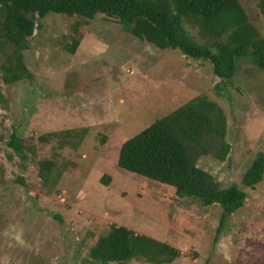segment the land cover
Returning <instances> with one entry per match:
<instances>
[{"label": "rangeland", "instance_id": "1", "mask_svg": "<svg viewBox=\"0 0 264 264\" xmlns=\"http://www.w3.org/2000/svg\"><path fill=\"white\" fill-rule=\"evenodd\" d=\"M239 3L264 37L258 0ZM83 20L48 13L23 51L31 77L6 84L0 71V264H88L113 225L177 248L167 264H264V178L242 184L264 152V69L243 58L232 80L221 79L208 61L159 49L101 14L71 51ZM196 96L222 109L230 144L224 161L203 156L197 165L246 193L222 222L220 206L117 165L124 141ZM12 133L23 156L8 145ZM44 160L53 164L47 182Z\"/></svg>", "mask_w": 264, "mask_h": 264}, {"label": "trees", "instance_id": "2", "mask_svg": "<svg viewBox=\"0 0 264 264\" xmlns=\"http://www.w3.org/2000/svg\"><path fill=\"white\" fill-rule=\"evenodd\" d=\"M258 5L264 11V0H258ZM50 12L84 18L74 24L78 39L71 51L90 21L101 14L159 49H175L186 57L208 61L221 79L232 80L237 62L243 58L264 69V37L249 22L239 0H0V52L4 54L0 71L4 83L31 77L23 51L40 26L38 20ZM186 25L196 27L198 36ZM226 130L222 109L207 97L196 96L124 141L117 165L170 187L177 197L220 206L222 222L243 206L246 193L235 183L223 187L197 161L203 156L225 160L230 151ZM8 145L24 155L21 140L14 133ZM52 166L51 161L41 162L44 182L49 180ZM263 178L261 151L244 172L242 184L254 188ZM101 182L107 185L109 177L103 176ZM177 257V248L113 225L90 248L88 264H127L133 258L167 264Z\"/></svg>", "mask_w": 264, "mask_h": 264}]
</instances>
